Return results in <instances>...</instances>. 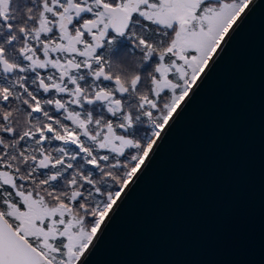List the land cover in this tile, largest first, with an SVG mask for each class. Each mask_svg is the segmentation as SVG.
<instances>
[{
	"label": "snow or ice",
	"instance_id": "1",
	"mask_svg": "<svg viewBox=\"0 0 264 264\" xmlns=\"http://www.w3.org/2000/svg\"><path fill=\"white\" fill-rule=\"evenodd\" d=\"M252 0H0V264H86Z\"/></svg>",
	"mask_w": 264,
	"mask_h": 264
},
{
	"label": "water",
	"instance_id": "2",
	"mask_svg": "<svg viewBox=\"0 0 264 264\" xmlns=\"http://www.w3.org/2000/svg\"><path fill=\"white\" fill-rule=\"evenodd\" d=\"M86 264H264V0H252Z\"/></svg>",
	"mask_w": 264,
	"mask_h": 264
}]
</instances>
